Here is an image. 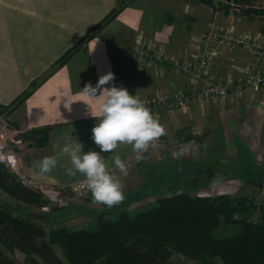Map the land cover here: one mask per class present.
<instances>
[{
    "label": "crops",
    "instance_id": "obj_1",
    "mask_svg": "<svg viewBox=\"0 0 264 264\" xmlns=\"http://www.w3.org/2000/svg\"><path fill=\"white\" fill-rule=\"evenodd\" d=\"M259 1L264 0H256L255 6H260ZM122 2L126 5L117 17L83 43V38ZM227 16L223 8L193 0H0V104L10 105L34 81L42 79L8 117L22 131L44 125L55 128L48 145L26 142L19 150L22 170L32 178L59 187L83 180L79 173L67 174L70 158L61 153L63 146L76 140L85 152L100 151L92 139L98 120L90 110L99 112L103 97L91 98L83 87L89 82L95 86L99 77L108 72L115 76L108 87L115 84L127 88L130 94L139 92L141 100L159 94L174 96L199 86L200 82L195 83L169 64L139 62L133 45L142 35L157 50L189 58L199 37L213 24L226 25ZM233 23L239 32L263 28L262 20L247 14L235 17ZM76 45L75 54L43 78ZM251 59L249 50L223 45L209 73L218 78L232 70L240 76ZM259 68L264 72V62ZM156 118L166 129L160 157L149 148L143 153L144 158L137 161L132 147L126 144L118 145L112 153L101 152L117 175L113 158L119 155L128 163L129 174L122 177L125 200L108 208L94 204L90 194L60 208L61 221L77 223L89 216L97 219L103 212L112 216L125 209H145L155 205L160 196L172 194L173 185L167 183L171 180L178 192L200 196H255V189L261 190L256 182L264 181V91L245 90L227 98L190 101L186 109L165 112ZM46 156L56 157L58 164L50 173H41L36 165ZM247 164L255 168L253 181H246L245 175L252 173L243 168ZM167 173L169 179L164 178L162 184L164 193L147 197L151 190L140 191ZM15 257L22 261L25 255L16 250Z\"/></svg>",
    "mask_w": 264,
    "mask_h": 264
},
{
    "label": "trees",
    "instance_id": "obj_2",
    "mask_svg": "<svg viewBox=\"0 0 264 264\" xmlns=\"http://www.w3.org/2000/svg\"><path fill=\"white\" fill-rule=\"evenodd\" d=\"M193 1L227 11L224 4L217 5L215 0ZM236 1L255 5L256 0ZM125 5L122 2L114 8L82 42L86 44L98 35ZM244 13L263 14L264 9L250 7ZM77 49L78 45L67 50L43 78L64 65ZM41 82L42 79L34 81L10 105L0 104V110L9 115ZM54 131L52 125L39 126L24 131L23 138L29 145L45 146ZM0 189L19 203L39 207L45 204L39 193L23 185L2 164ZM98 223L94 230H71L66 226L46 230L38 219L0 203V264H173L174 252L205 264H214L211 257H220L224 264H264V205L258 206L254 195L200 196L183 191L160 196L155 205L135 215L126 209L119 211L116 218L103 212L98 215ZM225 226L234 227L233 231L220 234ZM16 250L24 253L22 261L15 257Z\"/></svg>",
    "mask_w": 264,
    "mask_h": 264
},
{
    "label": "built area",
    "instance_id": "obj_3",
    "mask_svg": "<svg viewBox=\"0 0 264 264\" xmlns=\"http://www.w3.org/2000/svg\"><path fill=\"white\" fill-rule=\"evenodd\" d=\"M215 1L227 7L228 22L223 26L213 24L208 31L203 33L189 58L178 57L165 50H157L148 45L142 35H139L134 43L133 52L139 62L169 64L190 77L195 83H201L191 89L181 90L174 96L159 94L143 99L142 101L155 117L165 112L186 109L190 101L227 98L231 94L241 95L245 90L264 91V72L259 68V64L264 62V13H252V16L254 15L263 22V28L257 32H239L236 24L233 23L235 17L245 15V9L262 7L242 4L235 0ZM223 45L231 48L243 47L251 52L252 59L241 69L240 76H236L232 70L218 78L209 73L214 59L219 55V48ZM23 132L12 124L5 112L0 110V164L8 168L23 185L40 194L45 202L42 209L66 208L74 201L90 195V193L85 195L84 190L80 188L83 180L59 187L27 175L22 170L19 160V150L23 149L27 142L23 138ZM163 147L164 142L160 137L150 149L160 157ZM262 194L264 195V191ZM261 203L262 200L256 199L258 206ZM254 220L257 221L258 217L255 216Z\"/></svg>",
    "mask_w": 264,
    "mask_h": 264
},
{
    "label": "clouds",
    "instance_id": "obj_4",
    "mask_svg": "<svg viewBox=\"0 0 264 264\" xmlns=\"http://www.w3.org/2000/svg\"><path fill=\"white\" fill-rule=\"evenodd\" d=\"M114 78V73L108 72L99 77L95 86L89 82L82 89L91 98L103 97L99 112L90 110L98 120L92 129V139L100 151L85 152L78 140L61 148V153L70 158L67 174L76 176L79 173L84 178L80 185L84 194L90 193L94 204L108 208L120 205L126 198L122 177L128 176L129 165L116 155L113 164L119 172L117 175L101 152L112 153L118 145L126 144L132 147L136 160L140 161L143 153L166 134L165 127L140 99L139 92L133 95L125 87L107 86ZM57 164L56 157L46 156L36 166L41 173H50Z\"/></svg>",
    "mask_w": 264,
    "mask_h": 264
},
{
    "label": "rangeland",
    "instance_id": "obj_5",
    "mask_svg": "<svg viewBox=\"0 0 264 264\" xmlns=\"http://www.w3.org/2000/svg\"><path fill=\"white\" fill-rule=\"evenodd\" d=\"M257 4L260 5V6H263L264 5V1L263 2L259 1ZM252 18H256V17L252 16ZM155 155L157 157H159V155H157L156 153H155ZM245 167H246V169L252 171L251 176L245 175L246 181L248 182V181H251L255 177V175H254V169L255 168L253 166L249 165V164H247L246 166L243 165V168H245ZM258 171L259 170L256 168V172H258ZM242 175L244 176V172H243ZM160 176L163 177L162 180H159V179H161V177H158L159 179L156 182L147 183L145 188L142 189V190L140 189V191L147 192L146 189L147 190H151L152 194L149 193V194L145 195L147 197L150 196V195L152 196L153 194H158L159 195L161 193H164L162 184H164V180L165 179H166V181H168L169 174L168 173L165 174V175L161 174ZM170 177H173V176H170ZM184 182H185V186H186L187 185L186 181L182 180V183H184ZM259 182H261V181H259ZM167 183H169V185H173V188H172L170 193H179L178 190L175 188L176 186H174L175 182L173 180L168 181ZM154 188H155V190H152ZM187 188H189V187H187ZM255 192H256V194H255L256 199L257 200H262V203L259 206L264 205V195L262 194L263 190L255 189ZM235 195H238V194H235ZM19 202L20 201L16 200L15 198L11 197L6 192H4L2 189H0V203L9 206L14 211H16L17 213H20V214H22L24 216L31 217L34 220L38 219V221H40L45 226L46 230H49L50 227H54V226L55 227L66 226L68 229H71V230H75V229H79V228H87V229L94 230V229H97L99 227L98 218L97 219H95V218L93 219V217L89 216L88 218L83 219L80 222L68 223V222H64V220L61 221L60 216L62 215V210L57 209V210L52 211V208L44 210L41 207L36 206V205H27V204H22V203H19ZM153 205L154 204L149 205L147 208L152 207ZM142 210H144V208L136 210V211H130L129 213L131 215H135V214H137L138 212H140ZM51 211H52V213L48 215L47 213L51 212ZM45 213H46V215L49 216V217L47 216L48 219H46L47 217L46 218H42L41 217V214H45ZM112 217L116 218L117 217V213L112 214ZM233 228L234 227H232V226H225V227H223L220 230V234H225V233H228V232H232ZM54 247L57 249L58 253L64 258V254L61 251V249L59 248V245L55 244ZM210 260H212L214 262V264H224L220 257H214V258L211 257ZM172 263L173 264H205V263L189 260V259L185 258L183 255H181L179 253H176V252H174V254H173Z\"/></svg>",
    "mask_w": 264,
    "mask_h": 264
},
{
    "label": "water",
    "instance_id": "obj_6",
    "mask_svg": "<svg viewBox=\"0 0 264 264\" xmlns=\"http://www.w3.org/2000/svg\"><path fill=\"white\" fill-rule=\"evenodd\" d=\"M256 186H257L258 188H260L261 190L264 191V181L257 182V183H256Z\"/></svg>",
    "mask_w": 264,
    "mask_h": 264
}]
</instances>
